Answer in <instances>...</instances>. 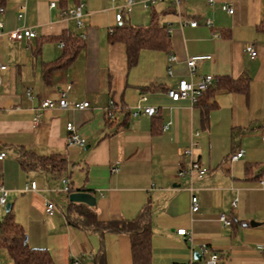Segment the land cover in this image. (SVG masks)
I'll list each match as a JSON object with an SVG mask.
<instances>
[{
	"label": "crops",
	"instance_id": "obj_1",
	"mask_svg": "<svg viewBox=\"0 0 264 264\" xmlns=\"http://www.w3.org/2000/svg\"><path fill=\"white\" fill-rule=\"evenodd\" d=\"M78 2L4 0L0 64L7 69L1 73L0 154L6 157L0 160V186L8 192L7 204L29 246L47 250L54 264H94L93 256L102 248L107 264H133L128 235L67 223L70 194L63 180L68 179L73 192L95 196L96 204L88 207L102 221L132 220L145 205L152 206V264H202L203 245L209 250L206 259L219 255L218 264H264V31L258 29L264 24V0H216L214 11L207 0H183L179 9L170 0L147 8L138 2L123 12L122 22L116 17L127 0H85L82 27L62 15ZM224 3L233 6L232 16L221 10ZM22 4L26 11L19 21ZM207 17L214 19L213 29L188 24ZM154 18L165 28L169 47L142 49L130 67L126 46L111 44L109 33L123 23L147 27ZM20 27L32 28L37 37L11 40L8 33ZM64 33L84 46L70 65L46 76L47 66L63 56L59 37ZM248 45L255 47L256 58L246 52ZM170 54L177 57L174 76L168 75ZM196 55L212 56L199 64L198 75L250 78L248 95L220 89L209 98L207 105L216 107L208 127L201 123V107L167 96L180 79H189L186 61ZM254 88L261 107L252 105ZM60 90H67L70 102L88 101L90 106L45 110L35 125V108L42 100H58ZM111 105L114 116L108 117ZM138 106L154 107L157 114L133 116ZM69 123L85 145L68 143ZM196 131V157L208 173L195 178L190 190V179L180 178L178 171L190 164L183 152ZM239 148L245 156L231 162L229 156ZM26 152L59 155L67 168H23L19 157ZM113 164L120 168L116 174L111 173ZM34 181L37 190L25 191ZM192 194L199 199L197 213L191 212ZM48 200L57 205L53 216L45 210ZM6 213L0 205V219ZM221 214L232 219L231 226L219 220ZM181 229L192 237L178 235ZM0 264H14L5 248H0Z\"/></svg>",
	"mask_w": 264,
	"mask_h": 264
},
{
	"label": "trees",
	"instance_id": "obj_2",
	"mask_svg": "<svg viewBox=\"0 0 264 264\" xmlns=\"http://www.w3.org/2000/svg\"><path fill=\"white\" fill-rule=\"evenodd\" d=\"M3 6L4 0H0V7ZM258 29L264 31V24ZM59 39L64 44L63 56L47 66L46 76L55 68L70 65L84 46V43L72 34L64 33ZM108 41L111 44L123 43L126 46L130 67L137 64L142 49H166L169 47L166 30L155 18L152 24L147 27H136L130 23H123L109 33ZM220 89L248 95L250 78L247 75H242L237 79L228 76L221 77L205 91L197 103V106L201 107V123L204 127L209 126L210 111L216 107L215 103L207 105L208 100ZM108 117L110 116L108 115ZM19 163L23 168H54L59 171H64L67 168V160L59 155L42 157L33 152L21 154ZM69 186L68 194H71L74 190L71 184ZM152 210V206L147 204L132 220L102 221L97 213L87 205L69 201L66 221L69 225L86 231L128 235L131 239L133 264H152L154 233ZM0 248L7 250L14 264H54L47 250L34 249L29 246L27 234L24 228L16 222L11 209L0 219ZM93 262L94 264H107L103 248L93 256Z\"/></svg>",
	"mask_w": 264,
	"mask_h": 264
},
{
	"label": "built area",
	"instance_id": "obj_3",
	"mask_svg": "<svg viewBox=\"0 0 264 264\" xmlns=\"http://www.w3.org/2000/svg\"><path fill=\"white\" fill-rule=\"evenodd\" d=\"M114 1V0H113ZM164 0H127L125 8H120L118 14H117V21L122 22L123 20V12L125 10H130V8L135 4V3H141L143 4L146 8L151 7L159 2H163ZM177 9L180 8L181 3L183 0H170ZM207 4L209 7L214 11L215 5H216V0H207ZM51 6H55V3H52ZM86 6L85 0H79L78 4L76 5L75 8L73 9H66L62 10V15L64 17H72L75 18L78 24V27L83 26V15H84V9ZM221 10L225 13H227L229 16H232L234 14V8L232 5L224 3L221 5ZM26 11V6L22 4L20 6V10L17 15V19L21 21L24 18ZM5 12V7H0V35L3 34L4 30V25L2 22V16ZM188 24L191 27H197L200 24L213 29L215 26V22L213 18H204L201 22L198 20H191L188 22ZM170 32V30H168ZM9 38L13 41H21V40H31L35 39L37 37V33L32 29V28H25V27H20L16 28L8 33ZM213 36L215 38L219 37L218 33H213ZM59 46L61 48L64 47L63 42L59 43ZM246 52L249 54V56L254 59L257 56V51L253 45H248L246 47ZM212 59L211 55H196L189 57L186 61L188 71H189V79H180L175 87H171L167 90V96L174 102H179L182 100L189 101L193 106L197 105L205 91L212 86L216 81V77L214 75H198L199 71V64L203 62L210 61ZM177 63V57L173 54H170L168 57V75L169 76H174V67ZM7 69V66L4 64H0V88L3 84V79L1 76V73L4 72ZM28 98L33 99V94L32 91L29 90L27 92ZM145 100V98H144ZM90 106L88 101L84 102H70L68 100V93L67 90H60L58 91V100H50V99H45L42 100L41 104L39 107L35 108V119H34V124L37 125L40 123L41 116L43 111L48 110V109H54V108H62V109H67L69 107H72L77 110H84L87 109ZM114 109L113 105H111L108 108V114L110 117L114 116ZM157 114V109L154 107H143V106H138L134 111H133V116H138V115H147L150 117H153ZM169 124L164 126V130L168 129ZM67 130L69 131L70 135L68 138V143L70 145H78V146H83L85 145V140L81 138L77 133L75 126L72 123H69L67 125ZM199 137H200V132L196 131L193 134V139L191 141L190 146L184 150V155L189 158L190 164L187 168H182L178 171V176L180 178H189L190 179V190H192V182L195 178H203L204 176L207 175L208 169L205 168L200 161L196 157V150L199 148L200 143H199ZM262 141L264 142V133L262 134ZM245 156V150L239 148L236 151H234L230 157L229 160L231 162H236L241 160ZM6 157V153L2 152L0 154V160H3ZM120 171L119 165L113 164L111 167V173L116 174ZM263 183V182H262ZM64 184V191L69 192V180L64 179L63 180ZM37 182H31L29 185L25 187V191L29 190H37ZM7 195L8 192L5 188L4 185L0 186V205L2 207L7 206ZM232 206L235 208L236 207V202H233ZM200 209L199 206V199L196 195L192 194L191 196V212L192 213H197ZM45 210L46 213L49 216H53L56 213L57 210V205L54 200H48L45 204ZM219 220L225 225V226H231L232 225V219L227 216L226 214H221ZM178 235L191 238L192 234L191 232H188L186 229H181L178 230ZM208 247L206 245L202 246V252L201 256L204 259L202 264H218L219 261V255L217 253H213L208 259H206V254L208 253ZM74 264H79L77 261H75Z\"/></svg>",
	"mask_w": 264,
	"mask_h": 264
},
{
	"label": "water",
	"instance_id": "obj_4",
	"mask_svg": "<svg viewBox=\"0 0 264 264\" xmlns=\"http://www.w3.org/2000/svg\"><path fill=\"white\" fill-rule=\"evenodd\" d=\"M70 202L81 203L87 206L93 207L96 204V198L91 193H85L83 191H75L69 195ZM10 210V205L7 204L6 211Z\"/></svg>",
	"mask_w": 264,
	"mask_h": 264
},
{
	"label": "rangeland",
	"instance_id": "obj_5",
	"mask_svg": "<svg viewBox=\"0 0 264 264\" xmlns=\"http://www.w3.org/2000/svg\"><path fill=\"white\" fill-rule=\"evenodd\" d=\"M259 94H260V92H259V90H257V88L255 89L254 88V91H253V93H252V105L253 106H260L261 107V102H259L260 100L258 99V96H259ZM253 106H252V108H253ZM263 111H264V109H263ZM260 127V125H258V128ZM258 128H256V130L258 129ZM248 129V128H247ZM251 131L250 130H248V133H250ZM2 210H4L5 211V209H2Z\"/></svg>",
	"mask_w": 264,
	"mask_h": 264
}]
</instances>
